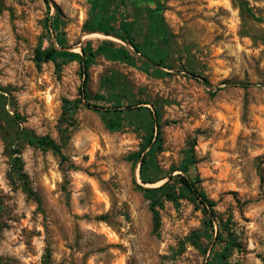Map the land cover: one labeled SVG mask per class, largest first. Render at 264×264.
Listing matches in <instances>:
<instances>
[{
  "label": "rangeland",
  "instance_id": "rangeland-1",
  "mask_svg": "<svg viewBox=\"0 0 264 264\" xmlns=\"http://www.w3.org/2000/svg\"><path fill=\"white\" fill-rule=\"evenodd\" d=\"M117 1L103 9L94 0H0V264H42L46 255L52 264H264V0ZM153 16L163 18L159 37ZM86 20L97 29L84 31ZM116 33L153 59L143 63ZM86 40L99 49L85 91L102 98L64 122L62 99L81 97ZM50 47L67 53L58 65L36 60ZM3 113L17 116L14 127ZM102 113L121 127L108 129ZM156 119L161 148L147 174L159 179L144 184L148 148L137 152ZM23 131L53 138L61 155L30 145ZM189 149L217 217L209 224L181 191L157 207L154 229L150 200L131 179L163 183ZM218 220L235 245L214 243Z\"/></svg>",
  "mask_w": 264,
  "mask_h": 264
},
{
  "label": "trees",
  "instance_id": "trees-1",
  "mask_svg": "<svg viewBox=\"0 0 264 264\" xmlns=\"http://www.w3.org/2000/svg\"><path fill=\"white\" fill-rule=\"evenodd\" d=\"M95 6H102L104 7H110V5H113L114 7L118 6L119 3L117 0H94ZM111 19H113L114 23H118L119 25L122 24V20L124 16H121V14H116L115 12L111 11ZM93 19H102V17L97 14L92 13ZM115 28V27H114ZM84 31L92 32L95 31L97 28L95 26L94 20H86L83 24ZM150 32L155 36H161L164 33V25H163V18L161 16H153L150 20ZM126 32V28L123 30ZM106 33H110V31H106ZM116 36L126 40L136 52L140 53L142 56L146 57V61H143V63L147 64V61L152 60L153 56L150 52V50L147 52L142 48L141 45L135 43L132 41V39L128 36H124L122 34H115ZM102 44L108 43L106 41H101ZM82 54L78 55V60L80 63V66L83 70L84 78L82 80V83L80 85V95L81 97L74 100H69L67 98L62 99V105H61V119L64 122L72 120V116L76 109L79 107V104L87 105L89 106V101L91 99H101L102 97L100 95H95L93 98H90L85 91L86 81H87V74L85 73V70L88 68L90 62L94 58L97 49H99L98 44H95L91 42L90 40H86L84 44L80 47ZM67 55L65 51L58 50L54 47H50L41 51L36 52V60L37 61H47V60H56L57 56ZM127 57V56H126ZM58 65V62L55 61ZM242 87H247L248 84L246 83H240L237 84ZM118 107V106H116ZM128 109H131L132 107L130 105L127 106ZM139 109H148L145 106H139ZM110 109H106L105 112H110ZM153 114L157 116L158 112L157 110H153ZM17 117V116H15ZM15 117H8L5 113L2 114V121L6 122L10 127H14L15 123ZM102 117L104 119L103 113ZM104 123L106 127L110 130H117L121 127L122 122L121 118L118 116L104 119ZM155 126V128H154ZM23 135L27 137V142L30 145L41 147V148H48L54 151L56 154L61 155V150L59 144L51 137L49 136H35V135H29L27 136L25 131H23ZM148 148V149H147ZM161 148V137L159 132V126L157 125V119L154 120L153 126L151 125V132L149 133V136L147 137V140L141 145L140 150L137 152V157H141V153L145 150L146 152L142 155L140 159V167H139V177L142 183H154L159 178H151L147 174V169L151 163V160L153 158L154 153ZM195 162L194 156H193V150L189 149L184 153V156L180 159L178 165L176 166V169L180 171V173H177L175 175H168V179L164 181L163 183L157 185V186H151V187H145L140 185L135 177H132L131 181L134 187L138 190H140L145 197H147L150 200V209L152 212L153 217V227L156 229L159 225V214L157 207L162 204V201L165 200H172L175 201L178 197V195H182L181 191H186L190 193L194 199L198 202L203 215L205 219L211 224L212 219H215L216 213L213 209L215 202L210 199L206 193L203 192L200 186V181L197 175L191 172L190 167ZM179 185V191L176 188V185ZM28 191L32 194L34 192L28 188ZM37 199V198H36ZM232 236V237H231ZM218 245H223L224 249L227 247H230L232 245H235V238L233 235L225 233L223 230V225L221 224V220H218V228L216 232L215 242ZM42 264H52L49 260L48 255H46V258L43 260Z\"/></svg>",
  "mask_w": 264,
  "mask_h": 264
}]
</instances>
